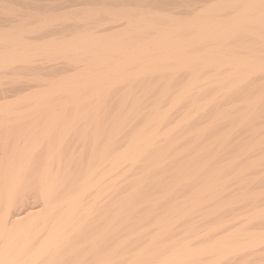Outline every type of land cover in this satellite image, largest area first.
<instances>
[{"label":"bare ground","instance_id":"bare-ground-1","mask_svg":"<svg viewBox=\"0 0 264 264\" xmlns=\"http://www.w3.org/2000/svg\"><path fill=\"white\" fill-rule=\"evenodd\" d=\"M68 1L75 3L67 4ZM1 2L18 5L19 8H10L5 3L0 5L1 9L8 10L7 16L0 20V69L5 68L3 73L0 71V264H88V252L85 254V250L88 245L92 247L89 243L93 239L87 233V227L97 223L96 227L100 228L99 220L104 224L102 216L106 215L108 219V213L115 208L114 205L111 206V212L107 214L105 212V215L103 213L101 219L98 217L97 222H92L97 217L94 219L91 214L103 206L102 198L108 196L104 199L105 203L107 200L109 202L113 200L111 197L122 189L120 181L123 182L125 190L123 180L126 181L131 176L137 178V173L134 177L132 171L133 175H128L135 166L143 167L144 163L146 172H149L147 169L150 164L159 168L164 155L172 153L174 145L178 146L179 141L176 144L172 141L181 134L188 139L186 142L208 132L215 134L209 149L213 145H218L219 149L222 146L227 147L232 143L231 139L236 132L242 140L239 139L241 141L238 142L239 147L236 145L237 153L230 161L228 160L229 162L224 166L221 162L218 163L222 167L216 166L213 172L209 169L211 174L209 173L207 180L204 178L206 182L201 183L200 188L197 185L198 190L193 187L196 190L189 191L195 190V193H190V198L187 195L189 200L184 201L185 206L181 205V208L179 206L180 213L177 212L178 205L175 206L178 209L174 213L180 214L177 216L179 218L176 217L177 220L181 217L180 222H190L188 220L192 218L188 217L195 213V209H199L200 212L205 210L209 202H216L223 195L225 197L226 192L230 190L229 187L235 188L236 185L245 193V147L248 145L245 146L243 134L242 136L240 134L260 113L258 111H261V104L264 105V0H0ZM81 5L82 7H79ZM70 7L73 8L68 9ZM58 9L60 12H57ZM60 20L64 22H57ZM67 20L68 22L72 20V23H66ZM31 32H39L40 35L36 38L30 35L28 37L26 34ZM5 74L13 77L20 75L15 78L17 81L12 78L16 81L14 95L8 94L13 89L9 91L7 87H3L1 81L6 78L3 76ZM11 97L15 99H10ZM18 100L29 102V107L22 111L13 110V105L19 102ZM224 121L230 124V127L226 126L229 131H221L220 122ZM258 126L255 128L258 129ZM261 130L262 128L258 134L262 132ZM120 137L124 138L122 140L124 144L121 142L123 145L118 143ZM245 138L248 141V137ZM253 142L255 144V140ZM248 143L250 142H246ZM186 145L188 148V144ZM262 145L264 146V143ZM260 156L258 155L259 158ZM169 157L171 160L178 159V156ZM194 159L192 162H195ZM248 159L253 160L252 156ZM182 160L184 162L185 158ZM249 160L247 163H250ZM212 161L211 159L208 163ZM168 163H171L170 159ZM178 165L176 166L179 167ZM188 165L187 162L186 168ZM204 165L202 163L201 167ZM163 166L160 168H164ZM139 167H135V170ZM184 167L185 165L181 168L185 170ZM167 168L168 166L165 169ZM172 168L174 169V166ZM205 169L206 167L202 170ZM200 171V174L204 172ZM177 172L180 171L176 170ZM154 173L156 175V171ZM161 175L160 178L165 179V176ZM222 175L226 177L222 178ZM150 176L146 175L149 179ZM133 178L127 183L131 184ZM160 178L156 181L162 184ZM135 181L134 183H139ZM187 181L185 180L186 184ZM183 183L180 185L183 186ZM119 186L121 189H118ZM162 187L164 188V184ZM170 187L164 189L170 191ZM146 188L144 187L143 191ZM124 190H121L122 194ZM165 190L164 193L160 191L164 198L168 196ZM134 191L139 192L138 190L132 192ZM240 195L228 198L229 200L222 202V205L220 203L216 212L229 213L236 205L241 206L245 203V194ZM128 198L125 202H120L119 206L122 203L125 205L126 201L128 205V201L131 202L132 199ZM182 198L184 200V197ZM172 199L175 201L174 197ZM116 201L117 199L115 203ZM188 202L191 207H186ZM181 203L183 204L182 201ZM141 204H135L139 210ZM162 204L167 203L163 201ZM240 206H236L237 209ZM263 206L261 210H250V213H245L242 205L243 208L240 210H244L238 212L234 209L238 213H234L232 217L225 215L224 217L218 213L223 218L215 223L217 226L207 225L210 227L207 228L208 235L213 234L215 230L213 237L210 236L213 239L207 236L210 238L207 241H205L207 237L200 238V232L204 231L205 227L197 229L199 221L197 220L195 224L191 220L194 224L190 222L192 225H189V228L187 225L184 226V230L187 232L188 229V234L191 231L197 240L195 238L196 241L193 243L187 238H182L183 240L180 239L178 244L175 242L174 246L169 244L173 248L168 247L165 251L164 248L167 246L164 247L163 242L167 240L163 241L162 238L172 231L173 226L171 225L173 219L167 222L166 214L175 209L174 205L170 206L172 209L166 207V211L170 209L166 213L162 211L166 215V222H158L163 218V213L160 214L161 219L156 221L160 225L158 235L155 233V238L151 237L153 242L150 244L156 249L153 250L154 254L151 253L154 255L150 260L151 264H234L236 261H244L249 254L264 250V232L252 230L251 227L245 234L247 232L245 226L248 223L251 221L253 223V220L257 219L264 220ZM104 207L101 211H104ZM123 209L121 208L122 211ZM117 210L114 211L118 215L121 210ZM134 210L130 215L134 214ZM216 212L211 213L217 216ZM95 213L96 211L94 217L97 216ZM175 214H172V217ZM207 214L209 223L210 213ZM130 215L124 217L128 218ZM90 217L93 220H90ZM168 217L172 218L171 214ZM119 218L118 220L122 221ZM88 220L92 224L88 225ZM149 226L151 227V224ZM104 227L101 228L104 230ZM95 229L93 231L97 232ZM113 229L110 231L114 232ZM89 230L88 232L92 233L91 229ZM116 230L119 231L118 228ZM151 230L153 229H150V233ZM105 231L107 232L106 228ZM207 231H204L205 234ZM136 233L138 235V232ZM95 235L92 237L95 238ZM126 235L130 236L129 233ZM133 236L135 237V234ZM159 241H162L163 245L160 243L161 246L158 247ZM172 241L174 242V239ZM95 242L97 243V240ZM124 242L122 241V245ZM153 243L156 246H153ZM95 247H92V251ZM130 248L131 251L137 249ZM113 249L115 250V247ZM138 252L142 254L143 249L142 252ZM131 254L133 252H130ZM134 254L135 257L132 255V258H126L127 264H136L138 261L135 260L144 257V254L135 252ZM109 256L111 257L110 253ZM99 257L101 256H97L93 261ZM108 258L92 262L109 264L117 260L109 259L112 261L109 262ZM149 262L147 264H150Z\"/></svg>","mask_w":264,"mask_h":264},{"label":"rangeland","instance_id":"rangeland-1","mask_svg":"<svg viewBox=\"0 0 264 264\" xmlns=\"http://www.w3.org/2000/svg\"><path fill=\"white\" fill-rule=\"evenodd\" d=\"M69 2V3H68ZM67 2V4H74L75 2H73V1H68ZM5 3V5L6 6H8V7H10V8H13V9H18L19 7H18V5H14V4H9L8 3V5H7V3L6 2H4ZM3 2H1L0 3V5H2V4H4ZM12 5H14V6H12ZM16 6V7H15ZM2 7V6H1ZM1 7H0V20H2L4 17H6L7 16V12H8V10L7 9H5V8H3V9H1ZM74 7H75V5H74ZM79 7H82V5L81 6H79ZM73 7H70V8H68V9H72ZM76 8V7H75ZM60 9H58V11L57 12H60L59 11ZM62 10H64V9H62ZM56 12V13H57ZM2 18V19H1ZM12 19H14V18H12ZM61 21H63V20H60V21H57V22H59V23H61ZM29 22V21H28ZM64 22V21H63ZM62 22V23H63ZM66 23H72V20L71 21H69L68 22V20L66 21ZM3 25V24H2ZM0 26H1V24H0ZM32 26H34V24H32ZM26 35H28V37H35L36 38V36L37 35H40L39 34V32H37V33H27ZM30 35V36H29ZM2 69V68H1ZM0 69V71L3 73V71H5L4 69H2L1 70ZM4 77L6 76V78H4V81H1L2 82V84L4 85L3 87H7L8 89H9V91L11 90V89H13V88H15V82L17 81L16 79H17V77H19L18 75H17V77H13L12 75H3ZM2 78V79H3ZM10 78V79H9ZM12 78H13V80H16V81H13L12 80ZM16 78V79H15ZM11 80V81H10ZM22 80V79H21ZM8 94H10V95H14L15 94V92H14V89L12 90V91H10ZM10 99H15V97H11ZM19 101V100H18ZM29 107V102H26V101H19V102H16L14 105H13V110H18V111H22V110H25L26 108H28ZM260 108V105H259V107H258V109ZM257 109V110H258ZM261 111L259 110L258 112H260L255 118H253V121L255 122L256 121V123H253V121H252V123L249 125H246L245 126V129H244V131H242L241 132V136H242V134H243V139L245 140V146L246 145H248V146H246L245 148L247 149H245V151L247 152V151H251V153H249V152H245V193L243 192L244 190L243 189H238V187L235 185V188H234V186H232V187H229V189L230 190H228V188H227V194H225L226 196V198L224 197V195L222 196V198L220 199V200H222V201H220V200H217L216 202H214V201H211V202H209V204L206 206V208H204L205 210H201V212H200V210L199 209H195V213L193 214V213H191L189 216H191L190 218L188 217V219H191V220H193L194 222H195V224H197L196 222H198V226H196L197 227V229H199L200 228V230H201V228L202 227H205L204 228V231L206 230L207 231V228H210V227H208V226H217V224H215V223H217L221 218H223V217H221L219 214H222L223 216L225 215L226 217H232V215H235V214H237L239 211L238 210H240L241 208H243V207H241L242 205L244 206V209H245V213H250L252 210L254 211V210H258V209H260L262 206H263V204H264V158H263V156H264V146L262 145L263 143H264V126H262V125H264V122L263 121H261V120H264V117H262V116H264V105L263 104H261ZM12 112H14V111H12ZM12 115H15V114H13V113H11ZM262 114V116H259V115H261ZM259 116V117H258ZM258 117V118H257ZM261 118V119H260ZM257 119L260 121V123H259V121H257ZM262 122V123H261ZM220 123H222L221 124V131L222 132H225V131H229V128L228 127H226V126H228L229 125V127H230V124H226V122L224 121V122H220ZM226 124V125H225ZM258 124H260L259 126H258ZM249 127V128H246V127ZM257 126H258V129H256L257 128ZM196 127H200V126H196ZM256 127V128H255ZM228 128V129H227ZM256 130H255V129ZM262 128V132H260L261 134H262V137H263V139H262V137H261V134L259 133L258 134V132L260 131V129ZM249 129V130H248ZM233 130V129H232ZM235 130V129H234ZM245 130H247V131H245ZM249 131V132H248ZM236 132V130L235 131H233V133H235ZM249 133L248 135H247V133ZM251 132V133H250ZM255 132V133H254ZM246 133V134H245ZM213 136H212V135ZM210 134V132H208V133H205V134H203V135H199V136H197V137H194V138H197V139H194V138H192V139H190L188 142H186L188 139H186V137H184L185 135L184 134H181L179 137H177V139H173V141H172V143L173 142H175V143H173V144H176V142H178L179 141V143H177L178 144V146L176 145H174V150L172 151V153L174 154H172L171 152L169 153V154H167V155H164V157H163V160H162V162L163 163H161L162 165L160 166L159 165V168H156V166H154V167H152V165L150 164V167L149 168H152V170H150L149 168L147 169V171H149V172H146L145 171V164L143 163V165H142V163H141V165L143 166V167H139V166H135V167H139V169H137V170H135L136 168L134 167V169L133 170H135V171H133V170H130V173H128V175L129 176H131V175H133L134 174V177H135V175H136V173H137V175H136V177L137 178H133V176H131V177H129V178H127V180L125 181V179L123 180L124 181V183H125V190H124V187H123V182L121 183V181H120V184H121V186H119V188L118 189H123L124 190V192H123V194H122V189L121 190H118V192H116L117 193V195L115 196V194L112 196V194H108V195H111L112 197L111 198H113V200L111 199L110 200V198H109V200H110V202L107 200V202L106 203H108L109 205H107L104 201V199H107L108 198V196L107 197H104V198H102V202H103V206H100V208L97 210H95L96 211V213H95V215H97V216H93L94 215V212L95 211H93L92 212V217L94 218V219H96V217H97V219L94 221L93 220V218H89L90 220H93L92 222H97L98 221V217H100L103 213H104V215H105V212H106V214L108 213V212H111V206H113L114 205V207L115 208H113L115 211L118 209H120L121 210V208H124L123 210L124 211H126V213L124 212V211H122L121 210V212L119 211V213L122 215H120V214H118L117 215V212H115L113 209H112V212L111 213H108V216H109V218L107 219V216H106V218H105V216H102V218L104 217V224H102L103 222H102V220H99L100 221V223L98 222V226H100V228H98V227H96V225H97V223H95V224H92V222L90 221V220H88V225H89V223L90 224H92V226H89V227H87L88 228V230L89 229H91V231H92V233L90 232H88V230H87V233L89 234V235H91V238L93 239V240H91L90 241V243L89 244H92V247L94 248L95 246V249H93V251H92V247L90 246V245H88L87 246V249L85 250V254L88 252V258L87 259H89V261L87 260V262H88V264H94L93 262H95L96 263V261L97 262H99V260H101V258L102 259H106L107 260V258H108V256H109V253H110V255H111V257L109 256V258H108V260L109 259H112V261H114L115 259H117L116 261H117V263H115L116 261H114V262H112L111 260H109V262H112V263H109V264H127V260H126V258L127 259H130V257L134 254V252L137 254H141L140 252H138V251H141L142 252V249H143V252H142V254H144L143 256L145 257H142L141 259H138V260H135V262L136 261H138V263L136 262V264H144L145 263V261H146V263L145 264H147V262H149L151 259H153L152 258V256H154V255H152L151 253H153L154 254V251L156 250L154 247H152V245L150 244V243H152L153 241V238H155V233L157 234L159 231V227H160V225H158L159 223L158 222H166V215H167V222H170V221H172L171 219H173V221H172V224L171 225H173V226H175L176 225V227H171L172 228V231L171 230H169V232L170 233H167L168 235H164L163 236V238H162V240L163 241H165V240H167V244H165V242H163L164 243V245L161 243L162 241H159V244L157 245L158 247H159V245L161 246V244L165 247V246H167V248L165 247L164 248V250L165 251H167V249H168V247L170 248H173L171 245H173L174 246V244H175V242H177V244L181 241V240H183L182 238H187V239H189L190 241H192L193 243L197 240V237H195V235L194 234H192L191 233V231H190V233L188 234V229H187V227L189 228V225H192V224H190V222L191 223H193L191 220H188V221H190V222H188V223H186V221L185 222H180V220H181V217H180V220L178 219H176V217L179 215L180 216V214H178L177 215V213L175 214L174 213V211H177V209L179 208V206H180V208L182 207L181 205H184L185 204V202L184 201H188L189 199L188 198H190L189 196L191 195L190 193H195V190H196V188L198 187V188H200L201 187V185L202 184H204L205 182H206V180L208 179L207 177H209L210 176V174H211V172H213L218 166H219V164H221L222 166H224L225 165V163H227V162H229L230 161V159H232L233 157H234V155L237 153V149H238V147H239V143H240V141L242 140V137H240L239 136V134H237V132L235 133L236 135L232 138V139H234V140H232L231 139V142L232 143H230L227 147H221L220 149H221V152H220V149H219V146L218 145H213V146H211L210 147V149H209V146H210V142L212 143L213 141H214V136H215V134H213V133H211ZM254 134L257 136H254ZM245 135V136H244ZM247 135V136H246ZM209 136V137H208ZM251 136H254V137H251ZM260 136V137H259ZM199 137V138H198ZM211 137V138H210ZM238 137V138H237ZM245 137H248V141H247V138H245ZM258 137H259V140H257L258 139ZM201 138V139H200ZM207 138V139H206ZM236 138V139H235ZM241 138V140H239ZM256 138V139H255ZM120 139V141L118 140V143H123L124 144V142L122 141L124 138L123 137H120L119 138ZM182 139H184L183 141H182ZM186 139V140H185ZM202 139H204V140H202ZM238 139V140H237ZM252 139H253V141L255 140V144H254V142L252 141ZM196 140V141H195ZM198 140H200V141H198ZM202 140V141H201ZM250 140V141H249ZM262 140V141H261ZM103 141H104V139H103ZM195 141V142H194ZM237 141V142H236ZM256 141H260V143L259 142H256ZM183 142V143H182ZM192 142V143H191ZM196 143L195 145H194V143ZM198 142V143H197ZM239 142V143H238ZM246 142H252V144H254V145H252V144H250V143H248V144H246ZM262 142V143H261ZM104 143V142H103ZM121 143V144H122ZM188 144V146L190 147H188L187 148V145L186 144ZM190 143V144H189ZM208 143V144H207ZM257 143H259V144H257ZM122 144V145H123ZM181 144H183V145H181ZM200 144V145H199ZM234 146H233V145ZM249 144H250V146L253 148V149H251V147L249 146ZM261 144V145H260ZM119 145V144H118ZM185 145V146H184ZM192 145V146H191ZM232 145V146H231ZM238 147H237V146ZM257 145V146H256ZM260 145V146H259ZM202 146V147H201ZM217 146V147H216ZM256 148H255V147ZM262 146V147H261ZM90 147V146H89ZM186 147V148H185ZM196 149H195V148ZM201 147V148H200ZM229 147V148H228ZM233 147V148H232ZM236 147H237V149H236ZM250 147V148H249ZM205 148V149H204ZM209 150H208V149ZM260 148V149H259ZM187 149H189V151H190V154H189V151L187 150ZM193 149V150H192ZM200 149V150H199ZM206 149H207V151H206ZM213 149V150H212ZM218 150V152H217V150ZM229 149V150H228ZM234 149H235V151H234ZM251 149V150H250ZM259 149V150H258ZM261 149H262V151H261ZM88 150H90V148H88ZM88 150H87V152H88ZM252 150H253V152H252ZM258 150V151H257ZM187 151V152H186ZM198 151L200 152V153H198ZM215 151V152H214ZM184 152V153H183ZM195 152V153H194ZM220 152V153H219ZM257 152H259L260 154H258ZM263 154H262V153ZM186 153H188V155L186 154ZM248 153H249V155H248ZM257 155H256V154ZM178 154V155H177ZM184 156H183V155ZM193 154H194V156H193ZM202 154V155H201ZM208 156H207V155ZM215 154L217 155V156H215ZM221 154V155H220ZM247 154V155H246ZM180 155V156H179ZM193 157H192V156ZM220 155V156H219ZM227 155V156H226ZM253 155H254V157H253ZM258 155L260 156V158L258 157ZM169 156H172V157H176V156H178L177 158L178 159H175V160H171V157H169ZM183 156V157H182ZM186 156H191L190 158L189 157H186ZM196 156H199V157H196ZM205 156V157H204ZM215 156V157H214ZM225 156V157H224ZM246 156H248L249 158H251V156H252V159L253 160H249L248 159V157H246ZM256 156V157H255ZM168 157V158H167ZM174 157V158H175ZM208 157V159H205L204 160V158H207ZM211 157V158H210ZM219 157V158H218ZM220 157H222V158H220ZM262 157V158H261ZM164 158H165V160H164ZM185 158V160H184V162L187 164V162H188V168H186V164H181V163H184L183 162V160L182 159H184ZM189 158V159H188ZM195 158V159H194ZM168 159V160H167ZM169 159H170V164H172V163H174L172 166H174V169L172 168V166H170V164L168 163L169 162ZM193 159H194V161L195 162H192L193 161ZM210 159V160H209ZM211 159L213 160L212 161V163H208L209 161H211ZM249 160V162L250 163H247V161ZM256 159H258V160H256ZM263 160V161H260V160ZM176 160H178V161H176ZM191 160V161H190ZM209 160V161H208ZM216 160H217V162H216ZM229 160V161H228ZM247 160V161H246ZM168 161V162H167ZM174 161V162H173ZM182 161V162H181ZM201 161V162H200ZM223 161V162H222ZM226 161V162H225ZM257 161H260V163L258 162L257 163ZM165 162H166V164H165ZM191 164H190V163ZM207 162V163H206ZM221 162V163H220ZM178 163H180L179 165H178ZM193 163H195V164H193ZM202 163H204L205 165V167H206V169L205 170H202L203 168H205L204 166H202L201 167V164ZM215 163V164H214ZM219 163V164H218ZM263 163V164H262ZM197 164V165H196ZM212 164H214V165H212ZM218 164V165H217ZM258 165V166H256V165ZM164 165V166H163ZM168 166V168L167 169H165L167 166ZM176 165H178L179 167H177ZM185 165V170L186 169H188V171L186 170H183L181 167H183ZM195 165V166H194ZM200 165V166H199ZM210 165V166H209ZM213 167H212V166ZM219 166V167H222V166ZM164 167V168H160V167ZM189 166H191V167H189ZM199 166V167H198ZM215 166V167H214ZM217 166V167H216ZM251 166H253V167H251ZM171 169H173V170H171ZM210 167H212V168H210ZM218 167V168H219ZM190 168V169H189ZM197 168V169H196ZM198 168H200V169H198ZM202 168V169H201ZM143 169V170H142ZM155 169H158L159 171H161V172H159L158 170H155ZM163 169V170H162ZM165 169V170H164ZM177 171H180V172H177L176 173V170ZM211 170V172H209L210 170ZM214 169V170H213ZM141 170V171H140ZM170 170V171H169ZM191 170V171H190ZM195 170V171H194ZM204 171V172H201V171ZM131 171H132V173H131ZM156 171V175H155V172ZM163 171V172H162ZM169 172V175H168V172ZM172 171V172H171ZM182 171V172H181ZM184 171L186 172V173H184ZM198 171V172H197ZM199 171L201 172V174H204V175H201L200 173H199ZM144 172V173H143ZM162 174L161 175V177L162 176H165V179H164V177L163 178H160V174ZM141 173H143V174H141ZM147 173V174H146ZM149 173V174H148ZM153 174V176H152V174ZM157 173H158V175H159V177H157ZM172 173H173V175H172ZM180 173V174H179ZM210 173V174H209ZM145 174V175H144ZM184 174V175H183ZM189 176H188V175ZM200 174V175H199ZM142 175H143V178H142ZM146 175H148V176H152L153 177V179H152V177L150 176V179L148 178V177H146ZM176 175H178V176H176ZM180 175V176H179ZM196 175V176H195ZM225 175H226V173H225ZM185 176H186V178H185ZM195 176V177H194ZM144 177H146V178H144ZM176 177H177V179H176ZM182 177V178H181ZM187 177H188V179H187ZM223 177H226V176H223L222 175V178ZM261 178L260 180L259 179H256V178ZM131 178H133V179H135L134 181L135 182H139V183H134V181H133V179H132V183H134L135 184V186H134V184H130V182H131ZM147 178H148V180H147ZM158 178V180H159V178L162 180V181H160V182H162V184H164V188H166V190L168 189V187H170L171 189L172 188H174V190L172 191L171 189H170V191H166L163 187H162V184H161V187L159 188L158 186H160V184H159V182L157 183V181H156V179ZM169 178V179H168ZM183 178H185V179H183ZM202 178V179H201ZM206 180H205V179ZM138 179V180H137ZM152 179V180H151ZM172 179V180H171ZM181 179V180H180ZM183 179V180H182ZM191 179V180H190ZM198 179V180H197ZM201 179V180H200ZM166 180V181H165ZM167 180H170L169 182L167 181ZM177 180V181H176ZM181 181L182 183L183 182H185V180L187 181V180H189V181H187V183L188 184H186V182L185 183H183V186H181L180 184H182L181 182H179V184L177 183L178 181ZM194 180V181H193ZM127 181H130V182H128L127 183ZM174 181V182H173ZM191 181V182H190ZM197 181V182H196ZM142 182H144V184H141ZM154 182H155V184H154ZM167 182V183H166ZM177 183V184H175V186H178V185H180V187H178V188H175V186L173 185L174 183ZM194 182V183H193ZM199 182V183H198ZM150 183V184H149ZM154 185H153V184ZM170 183V184H169ZM202 183V184H201ZM129 184V185H128ZM138 186H137V185ZM157 184H159V185H157ZM173 186H172V185ZM184 184H186V185H191V186H187L186 187V185L184 186ZM140 185H142V186H140ZM145 185H147V186H145ZM167 185V186H166ZM169 185V186H168ZM198 185V186H197ZM199 185H200V187H199ZM129 186V187H128ZM132 186V187H131ZM146 188L145 189V191H143V189H144V187ZM159 188H157V187ZM197 186V187H196ZM121 187V188H120ZM128 187V188H127ZM136 187H138V188H136ZM193 187H196V188H193ZM228 187V186H227ZM161 188H163V189H161ZM181 188V189H180ZM198 188H197V190H198ZM130 189V190H129ZM141 189V190H140ZM175 189H177V190H175ZM193 189H195L194 190V192H189V191H191V190H193ZM133 190H138L139 192H137V191H134V192H132ZM155 190H157L156 191V193L154 192ZM159 190V191H158ZM162 190V191H161ZM166 191L165 193L168 195H166V194H164V196H167L166 198L168 199V201H170V203H172V204H170V206L171 205H174V207H173V209L175 208V206L177 207V205H178V208L176 209H174V210H172L171 212L169 211V214L167 213L166 215H165V213L166 212H168V211H166L167 210V208H169L170 206H168L169 204H168V201H167V199L166 198H164L163 197V195L161 194V192L162 193H164L163 191ZM183 190V191H182ZM121 191V192H120ZM130 191H131V193H132V196H131V193H130ZM142 191H143V193H142ZM152 191V192H151ZM161 191V192H160ZM174 191H177V192H174ZM189 193H187V192ZM235 191H237V192H235ZM241 191V192H240ZM139 193V194H137V193ZM146 192V193H145ZM158 192V193H157ZM168 192H170L171 194L169 195L168 194ZM174 192V193H173ZM197 192V191H196ZM240 192V193H239ZM145 193V194H144ZM147 193H150V195H151V197H150V195L148 194L147 195ZM172 193H173V195H172ZM179 193V194H178ZM184 193V194H183ZM231 193V194H230ZM236 193H238V194H236ZM245 194L244 196H242V197H244V202L245 203H243L241 206L240 205H236V206H240V208L239 209H237V207L235 206L233 209H231L232 210V212H231V210L229 211V213L228 212H226V211H222V212H224V213H219V212H216L217 210H218V206L220 205V203H221V205L223 204V203H225L224 201L225 200H229L228 198H231L232 196L233 197H239V195L241 194V195H243V194ZM119 194H121V195H119ZM130 194V195H129ZM143 194V195H142ZM161 194V195H160ZM119 195V196H118ZM130 197H129V196ZM135 195H137V196H135ZM140 195V196H139ZM145 195V196H144ZM159 195V196H158ZM187 195H188V198H187ZM240 195V196H241ZM122 196V197H121ZM156 196V197H155ZM171 196V198H169ZM110 197V196H109ZM121 197V199H119ZM129 197V198H132L131 199V202H130V200H129V198H128V202H129V207H128V205H127V201H126V203H125V205L123 204H121V206H119L120 205V202H125V199H127V198ZM135 197L136 198H139V199H135ZM147 199H145V198ZM152 197H155V198H157V199H155V198H153L152 199ZM175 198V201H176V203H175V201H174V199H172V198ZM179 197V198H178ZM182 197H184V200H183V198ZM151 198V199H150ZM178 198V199H177ZM180 198H182V200L180 199ZM191 198H193V197H191ZM117 199V201H116V203H115V200ZM133 199H135V200H133ZM154 200V201H153ZM155 200H156V202H155ZM162 200V201H161ZM172 200H173V202H172ZM178 200V201H177ZM180 200V201H179ZM136 203H135V202ZM141 201V202H140ZM153 201V203H147V202H152ZM159 201V202H158ZM164 201V203H167V204H162V202ZM181 201L183 202V204L181 203ZM191 201H192V199H191ZM190 201V202H191ZM226 201V202H227ZM249 201V202H248ZM114 202V203H113ZM134 202V203H133ZM154 202H155V204H154ZM223 202V203H222ZM101 203V202H100ZM105 203V204H104ZM141 203H143V204H141ZM144 203H146V205H148L149 204V206H144ZM179 203H181V204H179ZM131 204V205H130ZM134 204V205H133ZM135 204H141V205H139L140 206V210L138 209L139 207H136V206H138V205H135ZM150 204H152V205H150ZM155 206H154V205ZM162 204V205H161ZM176 204V205H175ZM100 205H102V204H100ZM107 205V206H106ZM186 205H187V203H186ZM215 205V206H214ZM246 205V206H245ZM260 205V206H259ZM105 206V207H104ZM109 206H110V208H109ZM116 206H119V207H116ZM123 206V207H122ZM131 206H133V207H136V208H133V207H131ZM152 206V207H151ZM156 206H158V207H156ZM159 206H160V208H159ZM163 208H162V207ZM185 206V205H184ZM183 206V207H184ZM191 207L192 205H189V202H188V205L186 206V207ZM252 206V207H251ZM102 207V208H101ZM103 207L105 208L104 209V211H101V210H103ZM121 207V208H120ZM128 207V208H127ZM133 208V209H135L134 210V214H132L131 213V215H130V212H132L133 211V209L131 210V208ZM143 207V208H142ZM149 207V208H148ZM154 207H155V209H154ZM166 209H165V208ZM207 207H209V208H207ZM264 207V206H263ZM107 208V209H106ZM108 208H109V210H108ZM127 208V209H126ZM146 208V209H145ZM151 208V209H150ZM158 208H159V210H158ZM171 209H172V207H170ZM179 208V211H177L178 213H180L181 211V209ZM257 208V209H256ZM129 209V210H128ZM161 209V210H160ZM234 209H236V210H234ZM244 209H242V210H244ZM262 209V208H261ZM260 209V210H261ZM100 210V215H99V213H98V211ZM106 210V211H105ZM117 210V211H118ZM131 210V211H130ZM148 210H150V211H153V212H151L150 213V211H148ZM199 210V211H198ZM208 210H210L211 212L213 211V213L214 212H216V214H218L217 216H215L213 213H211V212H209ZM215 210V211H214ZM242 210H240V211H242ZM246 210H248V211H246ZM251 210V211H250ZM129 211V213H127ZM135 211H137L136 213H135ZM140 211H142V212H140ZM146 211V212H145ZM155 211H156V213H155ZM159 213H158V212ZM162 211H164V212H162ZM198 211V212H197ZM113 212H115L116 213V215H114V213ZM123 212H124V214H123ZM151 214H149V213ZM161 212V213H160ZM205 212V213H204ZM226 212V213H225ZM148 213V214H147ZM156 214V216H154L155 214ZM164 215H163V214ZM207 213H210L209 214V223H208V221H207V217H206V214ZM235 213V214H234ZM109 214H111V215H109ZM112 214H113V216H112ZM126 214V215H125ZM130 215V217H128V218H126V217H124V216H127V215ZM139 214H140V216L142 217H139ZM142 214V215H141ZM153 214V215H152ZM160 214H162V220L161 221H159L158 219H161L160 217ZM171 214V217H172V214H175V215H173V217L175 216V218H170L169 219V217H168V215H170ZM229 214V215H228ZM208 215V214H207ZM212 215H214V217L212 216ZM110 216L112 217V221L114 222H111V220H110ZM116 216H118V218L121 216V217H123V219L120 217L119 219H121L122 221L124 220L125 222H122V221H119L118 220V218L116 217ZM136 216V217H135ZM147 216V217H146ZM203 216V217H202ZM224 216V217H225ZM139 217V218H138ZM150 217V218H149ZM154 217V218H153ZM158 217V218H157ZM194 217V218H193ZM113 218H115V219H117L116 221H115V219H113ZM132 218V220L130 221V219ZM134 218V219H133ZM137 218V219H136ZM153 218V220L151 221L150 219H152ZM177 218H179V217H177ZM197 218V219H196ZM200 218V219H199ZM211 218V219H210ZM100 219H101V217H100ZM128 220V222H126V220ZM149 219V220H148ZM165 219V220H164ZM174 219H176L178 222H176V220L174 221ZM215 219V220H214ZM264 219V218H263ZM110 220V221H109ZM158 220V222L156 223V221ZM183 220V219H182ZM185 220V219H184ZM198 220V221H197ZM90 221V222H89ZM107 221V222H106ZM109 221V222H108ZM136 221V222H135ZM143 221V222H142ZM213 221V222H212ZM254 222L252 223V221L250 222V223H248L246 226H247V228H250V229H247L246 228V226H245V231H247V232H245V234L246 233H248L249 232V230H251V227H252V230H255V229H257L258 231L260 230V231H262V232H264V220H261V219H257V220H253ZM255 221H259L258 223L256 222L255 223ZM263 221V222H262ZM111 222V223H110ZM116 222V223H115ZM129 222H130V224H129ZM142 222V225L140 224ZM154 222V223H153ZM175 223V225H174V223ZM263 223V224H261V223ZM119 223H121V224H119ZM123 223H124V225H123ZM133 223H136V224H133ZM138 223V224H137ZM144 223H146V224H144ZM182 223V224H181ZM255 223V224H254ZM260 223V224H259ZM108 224V225H107ZM131 224H133L132 226H130V228L128 227V225H131ZM144 224V225H143ZM151 224V227L149 226ZM152 224H154V225H152ZM194 224V223H193ZM251 224V225H250ZM95 225V226H94ZM102 225V226H101ZM113 225V226H112ZM122 225V226H121ZM135 225H137V226H135ZM141 225V226H140ZM145 225H148V226H145ZM187 225V227H186V229H187V232L184 230L185 229V227L184 226H186ZM208 225V226H207ZM262 225V226H261ZM94 226V227H93ZM105 226V227H104ZM108 226H110V227H108ZM117 227L118 228V230L119 231H117L116 229L117 228H115V227ZM123 226H125V227H127L126 229L123 227ZM145 227V228H143V227ZM182 226V227H181ZM207 226V227H206ZM250 226V227H249ZM258 226H259V228H258ZM93 227V228H92ZM95 227H96V229H97V232H94L93 230L95 229ZM104 227V230L102 229V228ZM115 228V229H113V228ZM157 227V228H156ZM181 228L180 230L182 231H180L178 228ZM105 228H106V230H107V232L105 231ZM120 228V229H119ZM139 228V229H138ZM156 228V229H155ZM174 228H176V229H174ZM95 229V230H96ZM111 229H113V231L114 232H112V231H110ZM129 229V230H128ZM139 230V231H136V230ZM146 229V230H145ZM149 229V230H148ZM150 229H153V230H151V233L149 232L150 231ZM156 230V232H154ZM175 230H176V232H175ZM209 230V229H208ZM90 231V230H89ZM98 231H100V233H98ZM102 231V232H101ZM103 231H105V233L104 234H102L101 235V233H103ZM110 231V232H109ZM116 231L118 232V234L116 233ZM121 231H123V232H121ZM125 231H126V233L128 234H130V236L129 237H127L128 235H126V233H125ZM141 231V232H140ZM148 232V234H147V232ZM204 231H202L201 230V232H200V234L202 235V236H204V237H202L201 235H200V238H206L207 236H212L213 237V234L215 233V230H214V232H213V234H210V235H208L209 233H208V231H207V234H205V232ZM256 231V230H255ZM136 232H138V235H140V237L138 236V235H136L137 233ZM146 232V233H145ZM180 234H179V233ZM252 232V231H251ZM96 233H98V235L96 234ZM114 233H116V234H114ZM144 233V234H143ZM152 233H154L153 235H152ZM173 235H172V234ZM176 233V234H175ZM178 233V234H177ZM184 233V234H183ZM188 235H187V234ZM211 233V232H210ZM96 234V235H95ZM101 236H100V235ZM106 234V235H105ZM111 236H110V235ZM122 234V235H121ZM135 234V237L133 236ZM143 234V235H142ZM145 234H147V235H145ZM166 234V233H165ZM187 236H186V235ZM95 235V238L94 237H92V236H94ZM113 235H114V238H113ZM158 235V234H157ZM117 236L119 237V238H117ZM124 236L127 238H124ZM148 236V237H147ZM149 236H150V239H148L149 238ZM154 236V237H153ZM178 238H177V237ZM179 236H183V237H179ZM191 236H193V237H191ZM110 237V238H109ZM133 237V238H132ZM138 237V238H137ZM144 237H146V238H144ZM151 237H153V238H151ZM167 237V238H166ZM175 237V238H174ZM188 237H191V238H188ZM212 237H210L211 239H213ZM98 238V239H97ZM105 239V241H104V239ZM122 238H123V240H122ZM172 238V239H171ZM194 238V239H193ZM195 238H196V240H195ZM209 238V239H210ZM95 239V240H94ZM100 239H101V241L102 242H100L99 243V241H100ZM106 239H107V241H106ZM134 239V240H133ZM146 239V240H145ZM171 239V240H170ZM174 239V242L172 241ZM181 239V240H180ZM192 239V240H191ZM208 239V237L206 238V240L205 241H207V240H209ZM97 240V243L95 242ZM124 240L126 241V242H124ZM131 240V241H130ZM135 240H137V241H135ZM142 240L144 241V242H142ZM93 241V242H92ZM117 241H118V243H117ZM121 241V242H120ZM122 241L124 242L123 243V245H122ZM135 241V242H134ZM140 241V242H139ZM95 242V243H94ZM106 242V243H105ZM110 242V243H109ZM115 242L118 244H115ZM134 242V243H133ZM99 243V245H97ZM102 243V244H101ZM112 243H114V244H112ZM120 243V244H119ZM143 244V246H142V244ZM147 243V244H146ZM161 243V244H160ZM107 244V245H106ZM126 244H129V245H126ZM138 244H140V246L138 245ZM149 244V245H148ZM169 244H171V245H169ZM176 244V245H177ZM115 245H117V247H118V249H117V247L115 246ZM136 245V246H135ZM151 245V246H150ZM175 245V246H176ZM122 246V247H121ZM142 246V247H141ZM153 246H156L155 245V243H153ZM115 247V250L113 249ZM130 247H132V249H134V247H136L137 249H134V250H132L131 251V248ZM141 247V248H140ZM88 248H91V250H89ZM140 248V249H139ZM150 248H152V250L150 249ZM157 248V247H156ZM117 249V250H116ZM125 249V250H124ZM126 249H128V251L126 250ZM155 249V250H154ZM88 250V251H87ZM100 250V251H99ZM102 250V251H101ZM113 250V251H112ZM135 250H137V251H135ZM148 250H150V251H148ZM154 250V251H153ZM169 250H171V249H169ZM91 251H92V253H91ZM108 251V252H107ZM120 251H123V252H120ZM125 251H126V253H125ZM132 253L133 252V254H131L130 255V252ZM93 252L95 253V254H93ZM97 252V253H96ZM115 252V253H114ZM89 253H91V254H89ZM122 253V254H121ZM124 253V254H123ZM129 253V254H128ZM102 254V255H101ZM129 256H128V255ZM141 254V255H142ZM151 257H149L148 258V255ZM162 254V253H161ZM259 254V255H258ZM91 255V256H90ZM105 255H107V257L105 256ZM112 255H113V258H112ZM127 255V256H126ZM135 255V254H134ZM133 255V256H134ZM146 255H147V257H146ZM160 255V254H159ZM95 256V257H94ZM97 256H101V257H99V258H97V260L96 261H93ZM105 256V257H104ZM125 258H124V257ZM137 256V255H136ZM93 258V259H91V258ZM122 258V259H119V258ZM135 257V256H134ZM255 257V258H254ZM262 257H264V250L262 251H259V253L257 252V253H253V254H249L248 256H246L245 257V260L244 261H242V260H240V261H242V262H235L234 264H238V263H240V264H264V258L262 259ZM132 258V257H131ZM114 259V260H113ZM124 259V260H123ZM134 259V258H133ZM132 259V260H133ZM149 259V260H148ZM91 261V262H90ZM93 261V262H92ZM127 261V262H126ZM139 261H141V262H139ZM155 260H153V262H154ZM122 262V263H121ZM132 262V261H131ZM144 262V263H143ZM244 262V263H243ZM132 263H134V262H132ZM150 264L152 263L151 261L149 262ZM129 264V263H128ZM131 264V263H130ZM135 264V263H134Z\"/></svg>","mask_w":264,"mask_h":264}]
</instances>
